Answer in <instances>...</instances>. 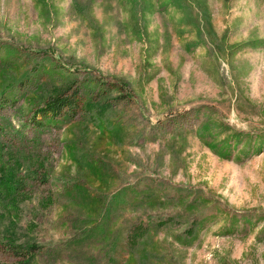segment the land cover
<instances>
[{
	"label": "rangeland",
	"instance_id": "1",
	"mask_svg": "<svg viewBox=\"0 0 264 264\" xmlns=\"http://www.w3.org/2000/svg\"><path fill=\"white\" fill-rule=\"evenodd\" d=\"M0 264H264V0H0Z\"/></svg>",
	"mask_w": 264,
	"mask_h": 264
},
{
	"label": "trees",
	"instance_id": "2",
	"mask_svg": "<svg viewBox=\"0 0 264 264\" xmlns=\"http://www.w3.org/2000/svg\"><path fill=\"white\" fill-rule=\"evenodd\" d=\"M76 101L77 98L74 93L67 94L64 90H61V92L43 101L33 117L36 120L37 117H40L41 120H54L60 114L66 113V108H74L77 103Z\"/></svg>",
	"mask_w": 264,
	"mask_h": 264
}]
</instances>
